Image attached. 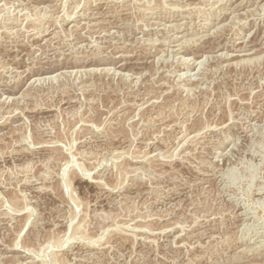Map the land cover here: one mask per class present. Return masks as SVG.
Wrapping results in <instances>:
<instances>
[{
    "label": "rangeland",
    "instance_id": "obj_1",
    "mask_svg": "<svg viewBox=\"0 0 264 264\" xmlns=\"http://www.w3.org/2000/svg\"><path fill=\"white\" fill-rule=\"evenodd\" d=\"M259 227L264 0H0V264H264Z\"/></svg>",
    "mask_w": 264,
    "mask_h": 264
},
{
    "label": "bare ground",
    "instance_id": "obj_2",
    "mask_svg": "<svg viewBox=\"0 0 264 264\" xmlns=\"http://www.w3.org/2000/svg\"><path fill=\"white\" fill-rule=\"evenodd\" d=\"M219 4V3H218ZM263 6V5H262ZM116 8V7H115ZM223 9V8H222ZM105 13V12H104ZM90 18V17H89ZM92 19H96V18H92ZM11 24V23H10ZM93 24V23H92ZM94 28V27H93ZM213 32V31H212ZM170 35V34H169ZM210 35V34H209ZM15 48V47H14ZM85 50V49H84ZM98 50V49H97ZM242 50H244V49H242ZM241 50V51H242ZM152 52V51H151ZM162 54V53H161ZM60 55V54H59ZM227 56V55H226ZM238 56V55H237ZM214 58V57H213ZM171 69V68H170ZM185 77V76H184ZM242 213V212H241ZM252 220V219H251ZM263 225V224H262ZM251 226V225H250ZM260 228V227H259ZM260 229H262L260 232H257L255 235H257V237H256V239L257 238H264V227H262V228H260ZM256 232V231H255ZM254 237V236H253ZM256 241V240H255ZM263 241V240H262ZM244 249V248H243ZM14 250V249H13ZM9 251V250H8ZM11 251V250H10ZM77 255V254H76ZM19 258V257H18ZM25 258V257H24ZM29 259V258H28ZM86 259V258H85ZM26 260V259H25ZM82 261V260H81Z\"/></svg>",
    "mask_w": 264,
    "mask_h": 264
}]
</instances>
